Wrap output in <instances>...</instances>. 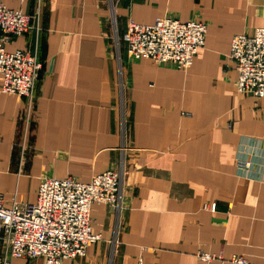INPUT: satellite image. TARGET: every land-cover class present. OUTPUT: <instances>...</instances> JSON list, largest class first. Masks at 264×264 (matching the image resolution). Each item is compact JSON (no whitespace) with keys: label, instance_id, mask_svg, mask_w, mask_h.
<instances>
[{"label":"crops","instance_id":"crops-1","mask_svg":"<svg viewBox=\"0 0 264 264\" xmlns=\"http://www.w3.org/2000/svg\"><path fill=\"white\" fill-rule=\"evenodd\" d=\"M2 4L27 16L38 10V35L18 36L5 50L36 49L43 64L29 111L24 99L0 95L5 206L33 204L44 179L120 175L118 204L91 206L101 241L62 264H221L198 260L199 252L264 264V166L260 180L235 170L239 149L259 165L253 147L259 141L264 152V98L237 94L228 60L235 35L264 27V0ZM161 18L207 26L186 71L133 61L116 41L129 19L150 25Z\"/></svg>","mask_w":264,"mask_h":264},{"label":"built area","instance_id":"built-area-1","mask_svg":"<svg viewBox=\"0 0 264 264\" xmlns=\"http://www.w3.org/2000/svg\"><path fill=\"white\" fill-rule=\"evenodd\" d=\"M40 31L38 10L32 16L7 9L0 0V95L25 100L29 111L34 104V90L43 71L36 49L30 53H8L5 46L14 37ZM207 26L197 21L181 23L171 18L156 19L142 25L129 19L124 33L116 36L128 57L134 61L149 60L157 66L172 65L186 71L199 49L204 46ZM228 60L237 74L236 92L264 98V27L251 35H235L230 44ZM243 145H250L245 141ZM253 147V146H250ZM255 165L238 150L235 170L238 177L260 180L264 166V152L260 142L254 143ZM261 161V162H260ZM260 167V170H254ZM120 199V175L107 171L94 176L89 183L73 178L44 179L40 182L33 204H18L14 200L5 206L0 194V264L13 260L43 259L44 264H62L66 260L83 257L87 248L101 241V234L90 226V211L94 203L115 206ZM215 210V205L211 207ZM197 259L210 263L250 264L243 256L232 255L225 261L199 252Z\"/></svg>","mask_w":264,"mask_h":264},{"label":"rangeland","instance_id":"rangeland-1","mask_svg":"<svg viewBox=\"0 0 264 264\" xmlns=\"http://www.w3.org/2000/svg\"><path fill=\"white\" fill-rule=\"evenodd\" d=\"M14 38H16V37H14ZM14 38H13V39H14ZM12 41H13V40H12ZM6 52H7V51H6ZM127 56H128V55H127ZM133 61H134V60H133Z\"/></svg>","mask_w":264,"mask_h":264}]
</instances>
